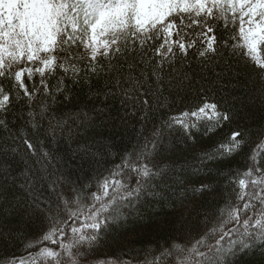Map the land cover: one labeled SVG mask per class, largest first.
Returning <instances> with one entry per match:
<instances>
[{"label":"snow or ice","instance_id":"obj_1","mask_svg":"<svg viewBox=\"0 0 264 264\" xmlns=\"http://www.w3.org/2000/svg\"><path fill=\"white\" fill-rule=\"evenodd\" d=\"M218 27L235 30L233 43H220ZM225 50L235 63L257 70L262 85L258 90L264 95V0H0V226L9 216L27 211L42 218L47 228L25 246L27 254L0 259V264H81L109 224L124 219L123 210L142 195L155 197L174 171L165 163L167 133L179 132L194 141L198 133L207 136L238 123L205 87L234 75L232 63L219 72L212 68L223 63ZM190 53L198 65L193 66ZM78 61L87 62L86 75H81ZM208 72L215 80H208ZM65 78L73 88H67ZM50 79L61 104L77 110L72 116H57L51 108ZM184 91L195 96L187 110L169 112L108 175L88 184H68L63 191V176L48 180L54 158L43 141L14 134L7 120L13 105L24 106L30 133L39 129L52 137L69 121L84 131L106 128L111 110L119 105L133 117L139 113L146 125L154 118V107H167L169 98L174 103ZM260 119L264 121V101ZM245 136L236 129L202 150L196 174L210 175L207 164L239 155L248 143ZM101 151L95 142L85 141L78 155L96 158ZM224 180L228 195L208 218L203 235L172 244L146 264H164L161 257H172L175 264H234L238 254L264 248V138L252 148L246 167L229 169ZM93 187L86 197L85 191ZM213 190L212 181L201 176L193 192ZM177 204L182 206L181 201Z\"/></svg>","mask_w":264,"mask_h":264},{"label":"trees","instance_id":"obj_2","mask_svg":"<svg viewBox=\"0 0 264 264\" xmlns=\"http://www.w3.org/2000/svg\"><path fill=\"white\" fill-rule=\"evenodd\" d=\"M234 31L218 27L217 37L220 43L223 44L225 40L233 43L230 37ZM79 52L82 53L83 49H79ZM189 59L193 66L199 64L191 53ZM227 63H232L234 75L224 76L218 83H208L205 87L211 94L210 98L220 101L222 109H229L238 123L226 124L211 135L198 133L194 141H186L179 132L167 133V140L164 142V156L167 157L165 163L174 171L160 185L155 197L142 195L134 206L124 209V219L109 224L107 230L102 232V239L95 250L82 258L81 264H98L99 261L109 259L146 264V261H154L162 250L170 248L172 244L198 238L203 235L206 226H210L208 218L223 206V198L228 195V184L224 180L228 170H243L252 148L264 138V121L260 119V106L264 95L258 90L262 85L257 70L245 68L242 63H235L228 50L224 52L223 63L213 64L212 68L219 72ZM86 65V61L77 62V67L82 69L81 75L87 74ZM200 75L197 72L195 79L199 80ZM208 80H215L211 72H208ZM49 83L53 93L51 108L56 110L57 116H72L77 110L69 104H61L54 80L50 79ZM64 83L67 88H73L67 78ZM5 87L8 85L5 84ZM75 92H79V89L76 88ZM73 94L74 92H69V95ZM194 100L192 92H180L175 96L174 103L169 98L167 107H154V118H150L151 122L146 125H142L139 120V113L133 117L116 105L110 112L111 120L107 121L106 128L98 125L95 130L84 131L71 125L69 121V124L64 125L63 132L57 130L52 137L40 134L39 129L37 133H30L27 126V108L24 106L13 105L7 114V120L14 134H30L37 143L43 141L44 150L54 158L48 180L63 176L67 181V184L60 185V190L63 191L68 184H88L101 174L108 175L110 170L121 163L120 158L123 155L137 150L142 138L150 133L154 126L158 127V122L166 119L169 112L175 114L181 109L187 110ZM43 128L47 129L48 124L44 123ZM236 129L246 133L245 139L248 141L239 155L226 163H209L207 167L212 169L211 174L197 175L196 168L199 166L198 157L201 151L212 147ZM85 141L89 145L95 142L102 150L98 157L78 155V149ZM105 145L108 146L106 150ZM95 150L96 148H93V151ZM201 176L212 181L214 190L211 193L194 194L193 190L198 186ZM128 178H131L130 173ZM93 190L94 187L86 190L84 195L87 197ZM177 201H181L182 206L177 204ZM75 223L80 225L79 221ZM215 223L212 221L213 225ZM45 231L47 228L42 218L35 214L21 211L15 216H9L0 226V259L7 260L27 254L25 246L29 242H35ZM50 246L57 248L56 245ZM36 250L31 249L33 252ZM161 259L164 264H175L172 257ZM232 259L234 264H264V248L254 247L247 254H238Z\"/></svg>","mask_w":264,"mask_h":264}]
</instances>
